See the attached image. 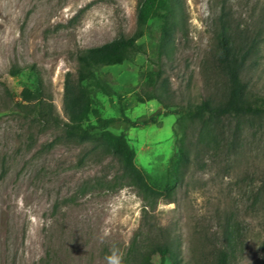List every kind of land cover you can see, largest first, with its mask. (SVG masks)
I'll use <instances>...</instances> for the list:
<instances>
[{
  "label": "rangeland",
  "instance_id": "rangeland-1",
  "mask_svg": "<svg viewBox=\"0 0 264 264\" xmlns=\"http://www.w3.org/2000/svg\"><path fill=\"white\" fill-rule=\"evenodd\" d=\"M140 2L0 0V264H107L113 249L122 264H162L156 249L168 234L190 262L210 253L225 227L234 235L229 264H264V115L201 125L170 113L144 127L111 125L126 134L135 164L151 180L162 177L176 133L187 131L185 177L156 195L137 186L108 148L64 137L53 120H65L64 76L75 74V53L132 34ZM229 2L238 19L264 12V0ZM171 5L174 28L157 89L166 108L137 99L156 67L161 20H150L139 39L145 53L101 69L131 119L223 94L225 78L213 63L219 2ZM259 54L247 79L264 99V42ZM23 88L38 89V98L22 100ZM92 102L102 117L119 115L99 92L92 90ZM236 123L243 138L228 151L218 130L228 134Z\"/></svg>",
  "mask_w": 264,
  "mask_h": 264
},
{
  "label": "trees",
  "instance_id": "trees-1",
  "mask_svg": "<svg viewBox=\"0 0 264 264\" xmlns=\"http://www.w3.org/2000/svg\"><path fill=\"white\" fill-rule=\"evenodd\" d=\"M171 1L141 0L136 13L137 26L132 34H121L103 44L78 50L75 53V74L68 71L64 76L62 112L65 120L53 118L56 125L62 126L64 137L108 148L119 160L127 176L137 186L155 195L169 193L183 181L190 162L191 147L186 142L187 131L184 129L181 135L176 133L174 151L162 177L151 180L135 164V151L129 145L126 134L112 132L109 129L111 125L121 122L125 127H144L157 123L160 116L170 113L176 114L178 121L201 125H217L244 116L264 115V99L254 97L247 79L248 72L256 65L264 42V12L261 10L255 17L238 19L229 0H217L219 6L214 21L216 54L213 63L215 69L225 78L223 94L219 99L210 97L199 102H187L172 110L158 109L152 115L135 119L125 114V104L121 97L114 102L116 93L103 78L101 69L120 65L132 60L137 54L145 53V46L139 39L144 36L149 21L157 18L161 23L155 45L156 67L147 73V88L137 95V99L141 102L156 99L166 108V104L157 94V89L162 78L160 62L174 28ZM10 73L17 75L19 70H11ZM92 90L106 96L111 104L116 103L119 115L102 117L93 107ZM38 94L36 88H23L20 92L22 100L26 102L37 99ZM90 114L94 116V122L90 120ZM218 134L222 135L223 145L228 151L236 150L243 138L238 123L229 135L222 129L218 130ZM262 188L264 190V180ZM233 238L229 227H225L213 250L208 254H200L190 262L183 259L176 237H171L170 234L163 237L156 251L162 264L166 260L169 264H229Z\"/></svg>",
  "mask_w": 264,
  "mask_h": 264
},
{
  "label": "clouds",
  "instance_id": "clouds-1",
  "mask_svg": "<svg viewBox=\"0 0 264 264\" xmlns=\"http://www.w3.org/2000/svg\"><path fill=\"white\" fill-rule=\"evenodd\" d=\"M106 262L107 264H122V254L118 250L113 249L106 257Z\"/></svg>",
  "mask_w": 264,
  "mask_h": 264
}]
</instances>
